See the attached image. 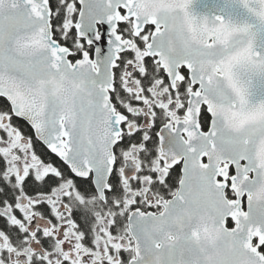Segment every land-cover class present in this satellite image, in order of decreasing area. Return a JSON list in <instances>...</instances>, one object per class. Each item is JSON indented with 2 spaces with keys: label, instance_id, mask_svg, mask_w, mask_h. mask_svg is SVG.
Instances as JSON below:
<instances>
[{
  "label": "snow or ice",
  "instance_id": "obj_1",
  "mask_svg": "<svg viewBox=\"0 0 264 264\" xmlns=\"http://www.w3.org/2000/svg\"><path fill=\"white\" fill-rule=\"evenodd\" d=\"M0 264H264V0H0Z\"/></svg>",
  "mask_w": 264,
  "mask_h": 264
}]
</instances>
